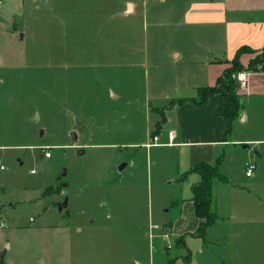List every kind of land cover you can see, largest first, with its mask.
<instances>
[{
  "label": "rangeland",
  "instance_id": "rangeland-1",
  "mask_svg": "<svg viewBox=\"0 0 264 264\" xmlns=\"http://www.w3.org/2000/svg\"><path fill=\"white\" fill-rule=\"evenodd\" d=\"M41 1L16 48L0 37V56L18 53L16 63L0 64V145H7L0 148L6 222L0 243L9 239L15 264H169V258L185 256L179 237L149 232L164 209L174 215L169 190L175 186L162 184L161 174L159 180L149 178L140 145L155 118L145 109L147 91L157 79L177 75L173 64L157 67L151 58L166 60L173 47H184L175 25L185 2ZM263 60L264 49L247 67L241 64L250 74H264ZM238 71L231 76L240 94L249 81L240 83ZM154 110L160 117L166 109ZM71 131L78 133L77 141ZM134 152L136 177L126 168L121 174L123 158ZM29 224L35 229L28 248L22 243L27 231L14 228ZM238 228H213L206 239L221 240L203 252L199 239L189 238L192 264H264V236L257 241L251 225ZM7 230L13 232L5 235ZM228 234H237L235 241Z\"/></svg>",
  "mask_w": 264,
  "mask_h": 264
},
{
  "label": "crops",
  "instance_id": "crops-1",
  "mask_svg": "<svg viewBox=\"0 0 264 264\" xmlns=\"http://www.w3.org/2000/svg\"><path fill=\"white\" fill-rule=\"evenodd\" d=\"M0 1V37H5L8 44L16 48L27 37L30 29L28 24L33 16L36 17V12L33 11L39 3L44 2ZM183 1L185 5L182 16L174 30L177 32V40L184 47H173L171 54H165L168 56L166 60L163 57L151 58L157 67L166 64L165 61L173 64L177 75L175 78L171 75L170 80L162 77L157 79L147 91L145 109L147 113L155 114V118L140 145L145 148L147 155L149 178L157 177L159 180L161 174L162 184L175 186L169 190V206L175 210L174 215L168 214L170 208L164 209L166 213L160 223L151 220L149 232L156 235L153 232L156 229L152 226L158 224L168 228L173 238L183 237L186 246L183 250H190L191 260L186 262L181 254L176 255V264H192L194 252L190 248L189 238L199 239L197 246L203 252L205 245L217 244L221 240L213 236L211 240L206 239L213 228L231 227L237 230L238 227L251 225L257 241L264 236V74L251 72L248 84L239 94L243 107L239 116L232 121L231 127L219 110L225 102L221 94L209 96L203 104L198 103V90L216 86L223 73L232 68L233 59L241 48H247L238 59L244 67L248 66L255 54L263 52L264 0ZM11 51L0 56V64H10L7 61L11 62V59H15L14 63L17 62L18 53ZM144 60L147 62L148 57ZM111 93L112 97L118 96L112 90ZM179 100L183 102H178ZM155 108L166 110L159 117ZM170 132L174 133L173 141L169 138ZM151 137H158V142L154 143ZM71 140L78 139L74 140L72 136ZM5 146L7 145H0V148ZM253 146L257 147L261 156L252 152ZM220 157L223 158L221 172L227 181L220 179L214 183L215 207L219 220L206 229L203 240L196 234L200 218L195 214L192 199L193 186L201 180V176L196 172L189 173V170L199 162L215 164ZM232 157H236L237 162L233 173L229 171ZM123 159L127 161L126 169L136 177L135 170L139 161L135 152ZM251 164L254 169L251 176H247L246 172ZM33 170L31 173H35ZM1 214L0 206V217L3 219ZM14 229L21 234L27 231L22 243L29 248L31 238L34 239L35 227L29 224ZM9 232L13 231L7 230L5 235ZM228 236L235 241L237 234ZM224 238H228L227 235ZM12 249L9 239L0 243L3 264H15ZM218 257L224 261V258Z\"/></svg>",
  "mask_w": 264,
  "mask_h": 264
},
{
  "label": "trees",
  "instance_id": "trees-1",
  "mask_svg": "<svg viewBox=\"0 0 264 264\" xmlns=\"http://www.w3.org/2000/svg\"><path fill=\"white\" fill-rule=\"evenodd\" d=\"M247 48H241L238 52L240 53L246 51ZM237 54V55H238ZM236 55L234 60V66L226 70L222 77L218 80V83L214 87H202L198 90L199 92V104L205 103L209 96L215 94H221L225 98V102L220 106L219 110L223 116L229 122L230 127L234 118L239 116L241 106L240 95L237 93L236 86L237 83L232 79L233 72L243 69V66L240 62L239 57ZM264 67V60L262 61ZM178 102H183L179 100ZM223 158L220 157L215 164L208 162H199L190 168V172H196L201 176V180L193 186V200L195 206V214L200 218V223L197 228L196 234L200 236L203 240L205 239L206 229L215 224L219 220V215L216 212V199L214 196V187L215 181L224 180L227 181L224 175L221 172V164ZM188 173V174H189ZM187 174V175H188ZM186 176V175H185ZM177 243H180L182 246H185L183 237H179L176 240ZM184 261L190 262L191 252L188 249V252L185 256H182ZM176 258H169V264H176ZM0 264H3L2 257H0Z\"/></svg>",
  "mask_w": 264,
  "mask_h": 264
},
{
  "label": "built area",
  "instance_id": "built-area-1",
  "mask_svg": "<svg viewBox=\"0 0 264 264\" xmlns=\"http://www.w3.org/2000/svg\"><path fill=\"white\" fill-rule=\"evenodd\" d=\"M0 7H1V1H0ZM237 79L240 81V83H243V85L246 84V82L248 81L249 77H250V72L244 70V69H241L237 72ZM169 138L171 139V141H173V138H174V133L170 132L169 133ZM154 143L158 142V137H154ZM51 155V151H45V156L46 157H50ZM0 168L1 169H5V165H3L1 162H0ZM253 169H254V165L251 164L249 165L248 167V170L246 172V175L247 176H251L252 172H253ZM36 171V170H35ZM34 170L32 172H35ZM1 206V205H0ZM6 227V222L2 220V218L0 217V228H4ZM153 229H156V230H162L163 232V237L164 238H167V239H170L171 238V232L168 230V228H165L164 226L162 225H158V224H154L152 226Z\"/></svg>",
  "mask_w": 264,
  "mask_h": 264
},
{
  "label": "water",
  "instance_id": "water-1",
  "mask_svg": "<svg viewBox=\"0 0 264 264\" xmlns=\"http://www.w3.org/2000/svg\"><path fill=\"white\" fill-rule=\"evenodd\" d=\"M132 10H133V5L132 4H129V6H128V12H131ZM42 133H43V131H42ZM71 135L73 136V139L74 140H77L78 139L77 134H76L75 131H72L71 132ZM251 150H252V152H255L256 154H258L259 156H261L260 155V152H258V149H257L256 146H253ZM81 151L83 152L84 150L81 149ZM81 151H80V153H81ZM126 166H127V163L126 162L121 163V165H119V167H118V171H120V173H122V169L126 168ZM262 166H264V158L262 159ZM63 173H64L63 175H66V171L65 170H63ZM63 204L64 205H67V199H65V201H64ZM62 208H63V205H60V209H62Z\"/></svg>",
  "mask_w": 264,
  "mask_h": 264
}]
</instances>
